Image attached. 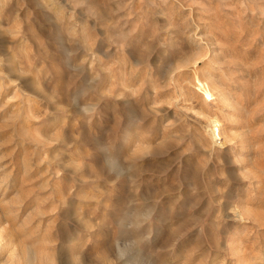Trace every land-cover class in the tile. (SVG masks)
I'll return each mask as SVG.
<instances>
[{
	"label": "rangeland",
	"instance_id": "1",
	"mask_svg": "<svg viewBox=\"0 0 264 264\" xmlns=\"http://www.w3.org/2000/svg\"><path fill=\"white\" fill-rule=\"evenodd\" d=\"M0 264H264V0H0Z\"/></svg>",
	"mask_w": 264,
	"mask_h": 264
},
{
	"label": "bare ground",
	"instance_id": "2",
	"mask_svg": "<svg viewBox=\"0 0 264 264\" xmlns=\"http://www.w3.org/2000/svg\"><path fill=\"white\" fill-rule=\"evenodd\" d=\"M202 85V84H201ZM204 86V85H203ZM202 86V87H203ZM204 91L206 92V94L208 93V89L205 87H203ZM218 94V93H217ZM210 97V96H209ZM222 97V95H221ZM226 98V97H225ZM227 100V99H226ZM219 122V121H218ZM216 121V119H210L208 121L209 125H210V129H209V133H210V136L213 137V138H216L219 136V123Z\"/></svg>",
	"mask_w": 264,
	"mask_h": 264
}]
</instances>
